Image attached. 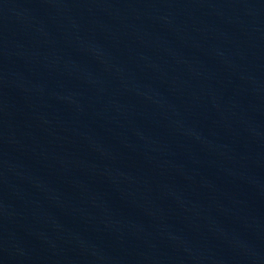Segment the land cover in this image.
I'll use <instances>...</instances> for the list:
<instances>
[{
  "label": "water",
  "instance_id": "obj_1",
  "mask_svg": "<svg viewBox=\"0 0 264 264\" xmlns=\"http://www.w3.org/2000/svg\"><path fill=\"white\" fill-rule=\"evenodd\" d=\"M94 140L203 264H264V0H4Z\"/></svg>",
  "mask_w": 264,
  "mask_h": 264
}]
</instances>
